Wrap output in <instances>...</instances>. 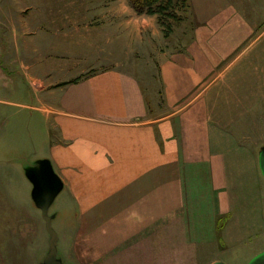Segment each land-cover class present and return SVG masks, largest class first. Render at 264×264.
Returning <instances> with one entry per match:
<instances>
[{
	"label": "crops",
	"instance_id": "obj_1",
	"mask_svg": "<svg viewBox=\"0 0 264 264\" xmlns=\"http://www.w3.org/2000/svg\"><path fill=\"white\" fill-rule=\"evenodd\" d=\"M6 8V5L0 6V17H6L9 9ZM94 10L89 17L47 12L37 19L34 34L28 27L11 25L6 29V41L0 42V55L15 52L21 75L31 67L26 61L27 53H37L32 69L36 77L31 80L37 88L39 104L13 111L9 95L0 91V264H30L31 261L46 264L51 248L55 260L60 262L56 254L58 239L54 236V240L51 227L56 209H50L56 198L49 203L46 196L57 197L63 193L77 204L75 195L93 192L90 182L88 185L76 180L90 181L97 177L91 175V163L97 162L92 147L98 143L105 147V161L116 164V169L105 171L102 177L121 181L105 195L106 201H103L105 197L100 198L102 202L97 211L84 202L82 220H76L72 247L76 264H173L167 251L176 244H180L176 246L180 252L175 263L188 264V259L192 264H206L205 258L212 257L205 254L213 252L216 240L204 235L201 216L182 220L185 229L182 224L176 225L177 234L168 238L164 227L158 231L156 228V211L161 209L155 202L154 188L142 187L141 192L134 181L151 177L149 171L141 169L146 162H151L150 156L155 154L156 147L153 127L149 126L153 111L149 98L154 100L145 84L154 81L155 75L149 71L158 67V81L164 87L167 102L175 104L194 88L193 84L205 77L211 79L207 74L213 72L220 82L211 85L206 112L245 116L246 111L250 113L251 82L245 86L248 89L245 93L243 86L226 79L230 75L229 66L240 58L228 63L224 74L214 71L229 58L236 42L230 40L226 29L217 33L220 37L204 43L203 26L194 30L188 43L186 37L178 41L177 31L164 37L156 16L137 14L124 0H111ZM7 17L11 18L9 14ZM152 17L154 21H150ZM204 23L213 28L212 21ZM169 38L176 39L173 49L165 48V44V49L156 48L158 41L163 43ZM6 79L7 76L3 84ZM228 127L222 124L196 129L194 138L186 139L181 145V156L185 155V147L194 146L196 158L190 161L211 162L217 177L221 168V172L228 174L227 178H244L248 172L247 148L227 134ZM15 128L19 140L13 139ZM33 128L38 132L28 139ZM209 151L213 156L210 161L205 158ZM76 172L80 174L77 176ZM235 184L228 185L231 194L248 193L245 190L249 187ZM191 210H198V205ZM139 211H145L148 218L140 219ZM246 214L242 215L246 218ZM242 215L235 214L231 220ZM141 221L145 223L141 225ZM205 244H210V249ZM157 254H163L164 259Z\"/></svg>",
	"mask_w": 264,
	"mask_h": 264
},
{
	"label": "rangeland",
	"instance_id": "obj_2",
	"mask_svg": "<svg viewBox=\"0 0 264 264\" xmlns=\"http://www.w3.org/2000/svg\"><path fill=\"white\" fill-rule=\"evenodd\" d=\"M2 1L1 5H6V9L9 8L6 17L9 14L11 18H7L13 24L9 23L6 17H0L1 43L6 41V29L10 28L11 25L16 28L28 27V29L33 30L34 34L37 19L42 14L68 12L89 17L90 13L95 11V7H100L102 3L108 5L111 0ZM203 1L205 2L203 3ZM124 2L131 7L128 0H124ZM187 3L188 8L183 14V21L176 27L177 30L176 28L174 30V32L177 31L176 38L180 42L181 38L186 37L188 43L194 30L200 29L201 26H203V33H205L203 35L204 43L206 41L209 43L212 37H220L217 33H223L226 29L227 32H230L228 36L230 40L236 42L237 46L229 58L214 71H221L224 74L223 69L227 64L235 58H240V61L236 59L235 63L229 66L230 78L226 77V79L234 85L243 86L245 93L248 92L246 88L249 85L248 82H251L250 113H246V111L245 116L240 114L232 116L227 114L211 115L206 112L208 109H205V103L210 101L211 85L212 83L217 85L220 82L212 70V73L207 74V77L210 76L211 79L207 80L205 77L204 80L193 84L192 87L194 88L180 98L177 103L168 104L164 87L158 81L159 68L151 67L152 70L149 72L155 75L154 81L152 80L150 85L149 83L145 85L154 100L151 101L149 98L153 110L149 115V121H152L149 126L153 127V134L156 139L155 154L150 156L151 162H146L144 168L141 169V171H149L151 177L134 181L138 183L141 192H143L142 187L150 190L154 188L155 202L157 207L160 206L161 209L156 211V228L158 231L164 227L163 230L166 231L168 238L177 234L176 225L182 224L181 226L185 229L183 221L194 219L197 215L201 216L204 220V235L209 240L211 238L216 240L213 244V252L210 253L209 251L205 254V257H212V259L209 258L210 260L205 258L206 264H264V0H188ZM204 21H212L213 28L207 27L209 25L206 23L203 24ZM243 28H245V33L242 31ZM175 40L169 38L163 43H158V41L156 48H163L165 44V48L173 49L171 46L175 44ZM196 42L199 44V41ZM200 47H202V43H200ZM14 55V51L0 55V91L4 90L9 95L7 98L12 101L13 111L20 110L25 105L36 107L39 105L36 97L38 92H36L37 88L32 82L36 77L32 69L38 57L37 53L34 51L27 53L26 61L31 67L25 70L27 74L24 72L22 75ZM200 55L202 56V51H200ZM9 57L11 58L7 59ZM188 64H190L189 61ZM68 68L69 70L72 69V67ZM212 74L213 76H211ZM6 76V82L3 84L2 81ZM206 96L208 97L206 98ZM178 110L180 112L176 113ZM243 117L245 121H243ZM20 118L18 117V120ZM29 123L31 122L29 121ZM222 124L229 126L227 134L232 139H235L237 143L243 142L247 148L246 154H248L249 159L245 166L248 172L242 179L227 178L228 174L221 172L223 170L221 168H219L220 173L217 177L213 174L214 164L211 162L199 164V162L190 161L196 158L194 146L185 147V155L181 156V145L186 139L191 141L194 138L196 129L203 128L204 130L205 127L210 129L212 126ZM249 128L251 130L247 131ZM170 129H172V134ZM37 132L33 128L28 133V139L34 138ZM18 134L19 132L15 128L12 131L13 139L19 140ZM23 140H25V135ZM92 150L97 162L91 163V175H97V177H93L90 181L76 178L77 183L87 182L89 185L90 182L93 190L90 194L75 195L77 204L79 202V213L76 210V202L69 199L67 195L60 193L57 197L54 195L46 196L49 203L56 198L51 206L52 209H50H56V215L53 214L55 220L51 223V227L52 236H56L58 239L56 254L60 264L77 263L72 256V247L77 227L76 222L80 218L82 220L84 202L91 204L92 208L95 207V211H97L102 202L100 198L110 193V189L121 181L116 178L102 177L106 174L105 171L116 169L114 162L105 161L106 156H103L107 155L105 147H101L98 143L97 146L92 147ZM212 157L210 151L209 156H205L209 161ZM99 158L103 160L98 161ZM183 159L189 161L184 162ZM236 166L240 165L236 164ZM242 166L244 167L243 163ZM79 174L80 172H76L77 176ZM250 174H252L251 177ZM232 182L237 183L235 185L243 184L249 187L245 190H249L248 193L231 194L228 185ZM103 201H106V197ZM165 204H171V207L165 206ZM197 205L198 210H191ZM30 206L31 203L29 202ZM245 212H247L246 218L242 215ZM139 214L140 219L148 218L145 211H139ZM235 214L242 216L236 217L233 221L231 218ZM77 215L79 217H76ZM243 219H246L245 222ZM80 223L82 222L80 221ZM143 223L145 222L141 221V225ZM182 235L184 236V233ZM260 240H262V244ZM178 245L180 244H176L175 248L167 251V257L172 260L173 264H178L175 263L180 252V249L176 247ZM205 245L207 246L206 249H210V244ZM157 257H160L161 260L164 259L163 254H157ZM186 261L192 264L188 259ZM30 264H34V262L31 261Z\"/></svg>",
	"mask_w": 264,
	"mask_h": 264
},
{
	"label": "trees",
	"instance_id": "obj_3",
	"mask_svg": "<svg viewBox=\"0 0 264 264\" xmlns=\"http://www.w3.org/2000/svg\"><path fill=\"white\" fill-rule=\"evenodd\" d=\"M137 14L156 16L164 37L171 35L182 21L188 0H128Z\"/></svg>",
	"mask_w": 264,
	"mask_h": 264
},
{
	"label": "water",
	"instance_id": "obj_4",
	"mask_svg": "<svg viewBox=\"0 0 264 264\" xmlns=\"http://www.w3.org/2000/svg\"><path fill=\"white\" fill-rule=\"evenodd\" d=\"M54 237V236H53ZM54 240H55V237H54ZM46 264H47V262H49V264H60V262H57L56 260H55V258H54V250H53V248H51V252H50V254L47 256V258H46Z\"/></svg>",
	"mask_w": 264,
	"mask_h": 264
},
{
	"label": "clouds",
	"instance_id": "obj_5",
	"mask_svg": "<svg viewBox=\"0 0 264 264\" xmlns=\"http://www.w3.org/2000/svg\"><path fill=\"white\" fill-rule=\"evenodd\" d=\"M154 19H155V18H154V17H152V18H150V21H154Z\"/></svg>",
	"mask_w": 264,
	"mask_h": 264
}]
</instances>
